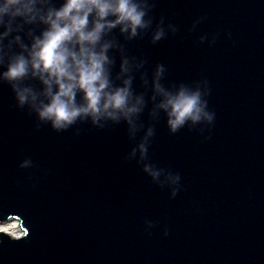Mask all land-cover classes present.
I'll list each match as a JSON object with an SVG mask.
<instances>
[{
  "label": "water",
  "instance_id": "water-1",
  "mask_svg": "<svg viewBox=\"0 0 264 264\" xmlns=\"http://www.w3.org/2000/svg\"><path fill=\"white\" fill-rule=\"evenodd\" d=\"M152 15L179 31L126 42L130 54L149 73L164 64L166 86L206 78L216 114L210 131L175 134L162 113L141 116L155 127L148 159L179 172L182 189L170 198L127 159L125 123L37 128L0 83V224L22 229L0 232V264H264V0H156ZM26 157L34 167H19Z\"/></svg>",
  "mask_w": 264,
  "mask_h": 264
},
{
  "label": "clouds",
  "instance_id": "clouds-1",
  "mask_svg": "<svg viewBox=\"0 0 264 264\" xmlns=\"http://www.w3.org/2000/svg\"><path fill=\"white\" fill-rule=\"evenodd\" d=\"M155 3L0 0V83L9 84L16 106L35 116L37 128L47 124L63 132L78 123L99 129L125 123L134 141L127 159L141 164L152 183L175 198L182 189L181 175L148 159L155 127L145 126L141 116L147 109L150 119L157 121L162 113L169 132L175 134L184 128L210 131L216 114L209 107L211 90L206 78L166 86L164 64H156L149 73L146 60L130 54L126 42L147 35L156 44L179 31L177 24L164 17L154 19ZM205 19L198 17L189 31ZM224 35L231 38L228 32ZM218 36L201 35L199 43L207 39L211 46ZM137 77L143 91L134 86ZM34 166L30 157L19 164ZM144 224L150 236L154 222L146 219ZM163 235H168L166 226Z\"/></svg>",
  "mask_w": 264,
  "mask_h": 264
},
{
  "label": "bare ground",
  "instance_id": "bare-ground-1",
  "mask_svg": "<svg viewBox=\"0 0 264 264\" xmlns=\"http://www.w3.org/2000/svg\"><path fill=\"white\" fill-rule=\"evenodd\" d=\"M0 232H6L10 235L18 236L21 234V229L17 221L10 220L0 224Z\"/></svg>",
  "mask_w": 264,
  "mask_h": 264
}]
</instances>
